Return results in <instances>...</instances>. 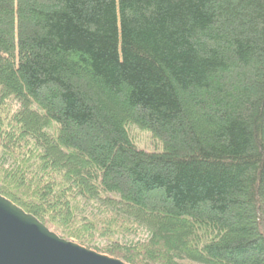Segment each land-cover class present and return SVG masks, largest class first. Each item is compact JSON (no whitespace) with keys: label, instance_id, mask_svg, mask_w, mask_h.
<instances>
[{"label":"trees","instance_id":"trees-1","mask_svg":"<svg viewBox=\"0 0 264 264\" xmlns=\"http://www.w3.org/2000/svg\"><path fill=\"white\" fill-rule=\"evenodd\" d=\"M0 195L84 246L99 203L128 264H264V0H0Z\"/></svg>","mask_w":264,"mask_h":264},{"label":"water","instance_id":"water-1","mask_svg":"<svg viewBox=\"0 0 264 264\" xmlns=\"http://www.w3.org/2000/svg\"><path fill=\"white\" fill-rule=\"evenodd\" d=\"M0 264H127L62 239L0 195Z\"/></svg>","mask_w":264,"mask_h":264},{"label":"rangeland","instance_id":"rangeland-1","mask_svg":"<svg viewBox=\"0 0 264 264\" xmlns=\"http://www.w3.org/2000/svg\"><path fill=\"white\" fill-rule=\"evenodd\" d=\"M131 134L136 140V145L140 149H146L148 151L158 150L157 144L150 137V134L144 129H138L135 126H131ZM130 133V130H129ZM130 134V136H131ZM155 148V149H154ZM161 149L159 148L158 151ZM154 152V151H153ZM8 200V199H7ZM11 201V200H10ZM13 203V202H12ZM15 204V203H14ZM79 211L78 218L88 225L89 233L86 235L85 240L86 245L83 247L88 250H93L100 255H105L110 258H115L127 263L122 258L121 253L112 252L113 246L116 249L121 248L124 252V248L131 250V252L136 253L141 247L145 239L147 238V232L139 228L136 224L129 223L125 220H121L119 217H112L111 213L102 207L99 203L85 202ZM92 221L93 224H89ZM53 233L60 235V231L54 228H48ZM264 229V224H263ZM77 245V240L67 239ZM66 240V241H67ZM90 247V248H89ZM110 252L112 253H109ZM108 253H107V252ZM122 255V256H121ZM180 264H196L191 263L188 260L179 261ZM128 264V263H127Z\"/></svg>","mask_w":264,"mask_h":264}]
</instances>
